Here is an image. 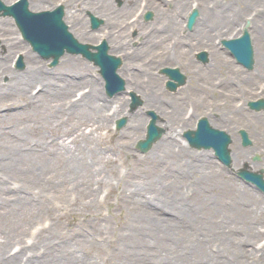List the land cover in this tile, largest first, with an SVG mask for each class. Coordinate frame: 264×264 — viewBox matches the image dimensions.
Masks as SVG:
<instances>
[{"label": "rangeland", "instance_id": "rangeland-1", "mask_svg": "<svg viewBox=\"0 0 264 264\" xmlns=\"http://www.w3.org/2000/svg\"><path fill=\"white\" fill-rule=\"evenodd\" d=\"M74 1L78 18L95 33L84 34L72 25L71 6L66 16L70 30L81 42L97 44L108 39L111 51L124 57L129 66L121 73L131 85L110 96L94 62L76 53H65L61 59L70 56L88 63V76L98 80L105 97L117 100V96L125 102L120 114L114 107L107 108V126L94 132L102 134L107 142L125 139L133 158L124 153L128 161L124 160L123 166L105 161L96 164L88 158L90 171L80 169L60 157L67 148L53 147L56 142L50 132L32 122L36 114L15 119L3 115L6 125H0L6 128V145L17 144L10 150L6 146V169L0 171V184H6V191L0 192V245L10 254L25 248L43 264H264V194L237 174L246 162L256 169L264 167V108L255 110L248 105L249 100L264 97V72L257 73V63L253 69L238 63L222 44L223 38L240 35L250 22L245 29L252 36L257 60L264 42V0H92L93 7L83 5L84 0ZM43 4L52 8L62 2L49 0ZM194 7L199 12L198 20L188 28L187 17ZM149 10L153 15L146 19ZM91 13L101 19L96 28ZM107 17L116 23H106ZM0 18L11 21L12 36L22 44L8 51L0 38V60L4 57L0 84L6 93L0 104L4 98L18 100L19 105L7 114L35 110L37 104H28L24 94L12 92V82L1 74L7 69H23L25 60L22 68L16 67L14 60L23 58L26 51L35 55L28 61L40 59L48 69L54 70L61 62L53 66L51 60L40 56L23 38L13 16ZM111 27L116 33L124 29L118 40L120 47L114 46ZM202 50L208 52L207 60L198 56ZM220 54L230 62L225 70L217 63ZM210 56L215 64L209 61ZM165 66H177L186 76L185 83L175 91L165 86L168 77L160 71ZM227 76L232 79L219 81ZM155 78L161 89L154 98L161 102L153 104V99L148 100L151 93L137 92L134 81H144L143 86L152 88ZM29 82L27 89L36 91L41 86L38 80ZM207 82L213 89L207 95L210 103L228 99L227 93L222 95L219 90L238 91L230 97L237 111L228 104L218 109L210 108L207 102L193 106L194 99L203 94L200 84ZM89 86L85 81L75 85L65 94V100L77 98ZM131 91L137 92L143 102L136 108L132 107ZM48 100L51 104L63 102L59 97ZM150 109L158 114L157 122L165 131L162 137L172 131L186 143L185 155L165 157L151 168L150 156L159 150L157 144L162 137L147 152L136 145L146 137ZM133 114L135 119L130 122ZM75 115L69 105L54 110V120L69 121ZM123 116L126 123L116 127ZM202 116L232 136L231 168L215 156L212 148L190 146L186 140L185 130L196 128ZM241 129L248 132L252 145L242 144ZM126 131H131L129 138ZM10 138L12 141H8ZM256 154L259 160H254ZM134 157L142 158L143 165L133 170ZM169 160L174 164L167 167L165 162ZM209 169L228 184L216 183ZM19 261L17 258L9 264Z\"/></svg>", "mask_w": 264, "mask_h": 264}, {"label": "bare ground", "instance_id": "bare-ground-1", "mask_svg": "<svg viewBox=\"0 0 264 264\" xmlns=\"http://www.w3.org/2000/svg\"><path fill=\"white\" fill-rule=\"evenodd\" d=\"M5 2L9 0H4ZM49 0H28L29 2V9H32L36 11V9L40 10H52L55 6L52 8H48L47 6H44V2H48ZM62 4L64 3L65 8V19L68 14V8H70V14L69 17L72 19V25L78 29V31L89 34L91 36L94 35L95 32L90 31L88 29V26L83 24V22L78 18V12L74 8L75 1L74 0H61ZM93 1L92 0H84L83 5H90L93 7ZM66 4V5H65ZM105 4V1H104ZM69 5V6H68ZM75 16L77 18H75ZM112 18L107 17L106 23L110 22L111 24L116 23L115 21H111ZM198 20V19H197ZM197 22V21H196ZM195 22V24H196ZM195 24L193 26H195ZM250 25V24H249ZM105 27V26H104ZM103 27V28H104ZM224 27V25H223ZM112 28V27H111ZM112 28L111 35L114 39V46L120 47V43L118 40L121 38L120 36H123L124 29H121L120 31L117 30V33ZM100 32V31H99ZM12 25L11 21L9 19L0 18V38L2 39L1 44L3 46L5 45V48L9 51L10 48L21 46V41L17 40L12 36ZM263 36L261 38L264 39V31L262 32ZM102 37H106V35L101 34ZM207 36L210 37L209 32H206ZM195 39V36L192 37ZM263 39H260L261 41ZM108 44L109 40L107 39ZM116 42V43H115ZM110 46V44H109ZM109 51H111V48H109ZM254 52L255 47H254ZM26 57V58H25ZM35 57L34 54L30 53L29 51H26L24 53V59L25 60V67L21 70L13 69L10 71V69H7L6 73L1 74L2 76L9 77V82H12V92L14 90L20 94H24L25 98H27V103H36L37 108L34 109H28L25 111L15 112V113H9L12 110V108H15V106H18V100L14 99L12 101H6V98L3 99V102L0 104V124L6 125V120H3V115H6L8 119H15L16 117H25V116H33L36 114V116L32 117V122L35 121L38 123L40 128H45L46 131L48 130L50 132V136H53L54 144L53 147H62L67 148V151L64 152L65 154H59L62 159H65L68 161L71 165L79 167L80 169H84L87 171H90L88 168L90 167V162L88 158L91 159L92 163H102L105 161L109 164H119L120 166L124 165V160L128 161V158L124 156V153H126V156H130L131 160L133 156L131 157V154L129 152V147L127 145V142L125 139H117L114 141L107 142L106 138L101 134L96 135L95 130L98 128H103L104 126H107L105 123H107V108L114 107V111L117 112V114L121 113L124 109L125 102L121 99V97H116L115 99H107L105 95L103 94L102 88L99 86L98 80L94 78L93 76H88V69L89 64L85 61L79 59V58H73L70 56L64 57L60 59L61 64L55 66L57 68L48 69L45 67L44 63H41L42 61L40 59L34 58L33 60H29L27 58ZM217 63L219 65V68L225 70V67L230 64L229 60L225 55H217ZM4 58V57H3ZM2 58V59H3ZM2 59L0 60V68H3V62ZM209 61L215 64L216 60L213 56H210ZM257 63V73H260L261 71L264 72V42L262 41L261 49L259 51V55H257V60L254 61L253 68ZM195 67H198V69H201V66H198L196 63L193 64ZM128 65L125 64L124 57L122 58V65L119 68V72L121 73L125 67ZM129 67V66H128ZM248 68V69H253ZM127 69V68H126ZM1 71V70H0ZM51 72V73H50ZM122 75V73H121ZM126 75V74H125ZM123 79L125 80V83L127 87L131 85L130 79L124 77L122 75ZM152 78V77H151ZM230 76H227L226 78H221L219 81H224V79L230 80ZM232 79V78H231ZM29 80H38L37 85H41L38 90L34 91L33 89H27V86L30 84ZM83 81L87 82V84H90L87 91H83L79 96L72 98L70 101L65 100V97L68 95H65L68 93L69 89H72L75 85L82 83ZM144 81L135 80L134 83L136 85L137 92H145L146 90L151 93L150 96H148V100L153 99L152 103H160L161 101H158L156 98L157 91L161 89V86L158 82V79L155 78V81L153 83L154 86L152 88H146L143 83ZM220 83V82H219ZM209 83H202L200 84L202 88L203 94L201 97L194 99L195 103H193V106H195L200 102H207L208 106L210 105V108L216 106L214 109H218L223 104H228L229 107H233L235 111H237V106L235 104H232L230 102L231 96H236L238 94V91H223L219 90L218 92L222 95L227 93L228 99L223 103H217L211 102L208 100L207 95L210 94V90H213L209 86H207ZM2 85L0 84V98L2 99L5 97V94L2 90ZM132 87V86H130ZM4 89V87H3ZM237 89V88H236ZM244 89V87L240 88ZM86 90V89H85ZM217 90V89H216ZM239 90V89H238ZM29 92L30 94H28ZM38 92L40 93L38 96ZM61 98V103L57 102L56 104H51L48 99L51 98ZM114 97V98H115ZM155 97V98H154ZM9 100V99H7ZM229 102V103H227ZM64 103V104H63ZM210 103V104H209ZM63 105H69V108L73 110V113L76 114L75 117L72 120H66L64 119H57L54 120V110L58 107L61 108ZM221 105V106H220ZM219 106V107H217ZM105 108V109H104ZM67 109V108H66ZM69 110V109H68ZM101 113V115H99ZM135 115H131L130 122L134 121ZM33 124V123H31ZM215 126V125H214ZM6 127V126H5ZM88 127V128H87ZM49 128V129H48ZM5 129L3 125H0V171L5 172L6 169V146H8V149L10 150L12 145L17 144L16 143H10L6 145V134ZM172 130V129H171ZM44 131V135L46 133ZM55 132V133H53ZM127 137L131 136V131H126ZM135 134V133H133ZM51 136V137H52ZM71 136V137H70ZM70 137V138H69ZM12 139L10 138V140ZM157 147H163L162 149L155 150L154 153L150 156L153 160L151 164L148 165V167H152V165L157 164V162L161 161L165 157H170L171 159H176L180 157V155L186 154V147H185V141L183 142L181 139L178 138L177 133H174L170 131L167 135L162 137L160 141L158 142ZM253 143V141H252ZM36 144V143H35ZM154 145V144H153ZM127 146V147H126ZM69 148L71 152L69 153ZM74 148V150H73ZM40 149V148H38ZM150 150V149H149ZM148 150V151H149ZM214 151V148L212 149ZM109 151V152H108ZM233 161H234V152L232 150L231 152ZM131 168L137 169L143 165L142 158L137 159L134 157ZM150 159V158H149ZM166 166L169 167L170 165L173 166L174 163H172L171 160L168 162H165ZM13 164V163H9ZM86 167V169L84 168ZM211 176L214 178L215 182L218 184H228L227 181L223 178H218L216 175V171L213 169H209ZM92 175V173H91ZM2 178V174H0V181ZM6 183V181L4 182ZM231 184V183H229ZM247 188V187H246ZM248 192L250 191L249 188ZM2 190L6 191V184H0V192ZM250 193V192H249ZM123 198V195H122ZM3 218L0 216V222H2ZM1 234L4 236L6 234V231L3 230ZM1 235V236H2ZM21 256V257H20ZM26 256V260L24 258ZM17 258H20V261L18 264H43L41 259H39L38 256H35L28 252L27 249L21 248L19 249L16 254H10L9 252H6L4 247L0 245V264H9V262H15ZM29 258V259H28ZM25 260L24 263H22ZM47 264V263H45Z\"/></svg>", "mask_w": 264, "mask_h": 264}, {"label": "water", "instance_id": "water-1", "mask_svg": "<svg viewBox=\"0 0 264 264\" xmlns=\"http://www.w3.org/2000/svg\"><path fill=\"white\" fill-rule=\"evenodd\" d=\"M0 10H4V14H12L15 16L16 21L22 30L25 38L30 41L35 50L45 57H53L52 64H56L59 58L67 50L73 53H83L88 58L94 60V62L101 67V72L107 79V85L110 94L116 91L122 90L125 87L124 79L117 73V68L121 63L120 57L111 55L108 53L107 42L94 46L88 43H82L74 37V35L68 30V26L63 20L64 6L60 5L54 10L44 11H31L28 8L27 0H20L19 2L6 6L0 0ZM198 11L195 10L189 19V25L191 26L195 20ZM147 18L152 17V12L149 11L146 14ZM93 25L96 27L100 23L96 16L92 15ZM223 43L231 50V53L237 58V60L248 68H252L254 64V48L249 32L245 29L244 34L240 37L233 39H223ZM91 47H96L97 51H91ZM206 52L203 51L200 56L206 59ZM20 66L23 65L22 59L19 62ZM171 77L178 79V83L170 81V88L175 89L179 84L185 82L184 75L180 72L179 68H165ZM133 96V106H137L141 103V100L135 93ZM249 105L254 109L264 108V99L249 101ZM152 120L148 126V135L145 140L139 142V147L143 150L148 149L153 141L159 138L163 132L162 128L156 125L157 115L154 111H150ZM125 118L118 120V126H122L125 123ZM245 145L250 144L251 140L246 130H240ZM185 136L188 138L192 146L198 148H211L216 151L217 156L225 164L232 165L231 149L229 144L232 138L228 132L220 128L214 127L209 119L204 116L198 121V127L196 129H189L185 132ZM264 169L259 171H252L248 169V163L245 167L238 170V173L247 180H251L264 188Z\"/></svg>", "mask_w": 264, "mask_h": 264}, {"label": "flooded vegetation", "instance_id": "flooded-vegetation-1", "mask_svg": "<svg viewBox=\"0 0 264 264\" xmlns=\"http://www.w3.org/2000/svg\"><path fill=\"white\" fill-rule=\"evenodd\" d=\"M251 191V190H250ZM264 194V193H263Z\"/></svg>", "mask_w": 264, "mask_h": 264}]
</instances>
